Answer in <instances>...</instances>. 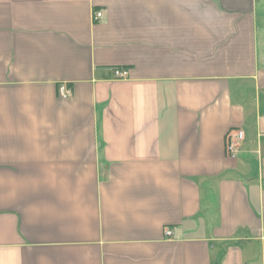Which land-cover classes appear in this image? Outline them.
<instances>
[{"label": "crops", "instance_id": "obj_1", "mask_svg": "<svg viewBox=\"0 0 264 264\" xmlns=\"http://www.w3.org/2000/svg\"><path fill=\"white\" fill-rule=\"evenodd\" d=\"M0 264H264V0H0Z\"/></svg>", "mask_w": 264, "mask_h": 264}, {"label": "built area", "instance_id": "obj_2", "mask_svg": "<svg viewBox=\"0 0 264 264\" xmlns=\"http://www.w3.org/2000/svg\"><path fill=\"white\" fill-rule=\"evenodd\" d=\"M102 17V13L100 11H96L93 14V19L94 20H98ZM114 74L117 78H125L127 77V71L126 70H121V69H115ZM59 93L61 94V96L63 97H68L71 95V90L70 88H68L65 84H62L59 87ZM243 138V133L241 130H237L235 132H233L232 134L229 135L225 149L227 151V153L231 156V157H236L237 153L239 151V143ZM172 231L171 229L166 228L165 229V234L167 236L171 235Z\"/></svg>", "mask_w": 264, "mask_h": 264}]
</instances>
